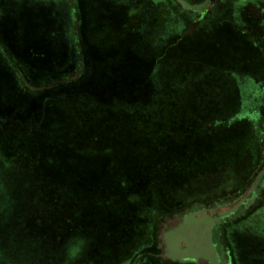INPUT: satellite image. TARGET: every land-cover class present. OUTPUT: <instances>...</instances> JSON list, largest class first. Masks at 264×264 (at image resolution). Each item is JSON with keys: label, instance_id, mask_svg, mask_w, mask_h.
Here are the masks:
<instances>
[{"label": "rangeland", "instance_id": "obj_1", "mask_svg": "<svg viewBox=\"0 0 264 264\" xmlns=\"http://www.w3.org/2000/svg\"><path fill=\"white\" fill-rule=\"evenodd\" d=\"M5 1L17 10L16 17L24 19L26 29L20 30L22 33L18 25L7 29V39L0 47L22 61H29L28 57L39 49L43 51L40 57L49 53L56 55V51L64 47L67 52L69 46L75 44L78 47L86 38L94 41L109 35L110 30L103 27L106 25L104 21L112 16L117 22L116 28L112 29L115 35L121 36L122 31L131 28L133 22L138 25L137 33H143L141 37L151 35L147 39L150 44L143 41L147 44L144 48L131 44L138 55L149 59L151 52L156 57V50L163 46L161 39H173L186 27L183 35L190 34L205 10L212 11L211 15L214 13L211 20L217 26L222 18H225L223 21L229 19L238 32L251 36L253 41L264 46V0ZM56 1L72 20L71 40L64 36L61 39V30L50 32L38 23L41 18L52 14L45 10L48 2ZM64 35H69L67 27L64 28ZM74 37L76 42H73ZM167 48L161 51H167L165 59L157 66L151 61L149 71L154 74V79L156 75L155 85L158 87L153 97L154 107L164 105L173 108L178 102L171 114L180 118L172 116L171 124L166 126L176 142L163 143L161 134L145 129L149 124L145 119L121 121L116 127L112 123L103 127H88L85 128L86 133L80 132L77 136L83 140L85 148H89L83 149L87 151V157H99V163L104 165L111 156L118 161L119 170H128L136 178L140 173L137 172L136 162L124 152L128 148L142 146V141L155 140L151 146L157 151L159 149L163 158H157V164L144 171L158 174L160 186L155 183L149 189L144 186L137 188L134 177L128 176L125 180V171H121V177L116 176V190L127 203L112 201L116 210L124 211L126 206L141 204L144 200L141 208L147 211L143 213L139 210L143 215L138 218V227H130L126 215L115 216L112 234L104 235V223L108 219L101 210L91 213L88 220L85 215L83 217L84 212L88 213L86 203L80 204L75 199L70 202L47 191L49 188L43 184L42 168L35 163L29 165L32 160L26 152L22 162L10 159L11 152L22 149L17 132L21 127L16 122H9L8 118L0 117V264H264V86L261 85L263 90L250 88L247 77H238L229 67L219 64L181 68L177 75L172 71L176 67L173 60L177 55L171 54ZM187 55L189 59L194 58L190 53ZM80 57L78 52L77 58ZM80 70L79 64L64 82L77 79ZM238 83L243 84L242 90L237 87ZM70 100L71 104L78 103L76 99ZM91 102L92 107L97 105L95 101ZM103 109L107 110L106 107ZM126 112L129 113V109ZM63 113L65 118L58 124V132L67 129L69 126L65 121L71 120L69 114ZM191 113L193 117H187ZM111 114L108 111V115ZM235 114L245 120V127L248 125L246 134L250 135L225 146L214 145L215 148L208 147V138L212 136H205L208 141L198 139L204 130L201 126L197 127L198 122H213L216 118L229 120ZM184 121L187 124H182ZM227 126L223 123L206 129L217 130L216 133L221 134L217 140L225 143V136L232 132L227 130ZM74 128L72 125V129L64 134L73 133ZM33 130L27 127L23 133L32 135ZM187 130L192 141L178 144L177 141L181 142ZM253 132H256L255 141ZM13 143H16V148L10 150ZM205 148L212 154V163L204 165L200 157ZM189 149L193 151L192 158L186 154ZM44 159L41 160L42 166L47 167ZM87 180L88 184L92 182L90 177ZM52 181L53 186L62 187L59 186L62 180L56 178ZM97 181L100 184L102 180ZM158 188L171 195L159 194L155 191ZM90 189L88 187L86 192L75 190L76 197L91 193L93 196L88 198V204L101 202L103 196L99 195V191ZM43 191L47 192L43 194ZM148 198H151L150 204L147 203ZM160 206L166 207L165 210L163 208L166 213H163L165 216L154 231L151 215ZM52 226L59 235L68 229L70 234L73 233L60 243L57 241L61 238L53 234ZM154 233V251L151 249V256L144 260L142 251L150 247Z\"/></svg>", "mask_w": 264, "mask_h": 264}, {"label": "trees", "instance_id": "obj_2", "mask_svg": "<svg viewBox=\"0 0 264 264\" xmlns=\"http://www.w3.org/2000/svg\"><path fill=\"white\" fill-rule=\"evenodd\" d=\"M57 2L59 1L48 2L45 10L48 9L52 14L41 18L38 23L41 24V28H47L50 32L61 30V39L64 36L67 40H71L73 38L70 29L73 26L72 20L64 14V7L57 4ZM16 11L5 0H0V44H3L7 39V29L11 30L16 25L19 26L20 33H22L20 30L24 31L26 29L24 19L19 18V16L16 17ZM211 14L212 11H203L197 27L190 34L183 35L187 30L186 27L185 30L177 33L173 39L170 38L166 41L161 39V42L164 43L163 46L156 50V57H154V52H151L152 55L149 56V59H144L142 55H138L135 52L136 48L132 47L131 44L140 49L144 48L147 44H150L147 39H150L151 35L148 34L145 38L141 37L143 33H137L138 25L134 24L135 22L130 25L131 28H125L120 34L121 36L115 35L112 33V29L116 28L117 22L113 16L104 21L106 25L103 27L110 30L108 32L110 36L104 35L94 41H88L86 38V40L84 39L79 43L78 47L75 44L69 46V48L67 46L68 52L64 47L62 50L56 51V55L49 53L48 56L43 54L40 57V53L43 51L39 49L38 52L33 53L32 57H28L29 61H22L20 58L13 57L8 50L0 47V117L8 118L9 122H16L21 127L19 128L21 130L17 132L20 137L18 139L21 144L20 148L22 149L21 151L19 149L17 152H11L10 159L15 158V161L22 162L24 161L23 154L26 152L27 157L32 160L29 165L35 163L40 169L42 168V173H44L42 174L43 184L49 188L46 189L47 191L53 195L63 196L70 202L75 199L74 201L87 204L88 213L84 212V218L89 220L91 213L101 210L108 219L104 223V235L112 234L111 229H113L115 216L122 217L126 215L129 226L138 227V218L143 215L139 210H143V213L147 211L145 208H141L144 200L141 204H134V202V205L126 206L124 211L116 210L112 204V201H118L119 204L124 203L127 205L122 194L116 190L118 187L116 176L121 177V171H125L123 173L127 181L128 176L134 177L131 175L132 173L125 169L119 170L118 161L111 156L106 161L107 163L104 162V165H102L103 162L99 163L101 161H99V157H87V151H83V149L88 150L89 148H85L83 140L77 136L80 132L83 134L85 128L88 127H103L108 123H112L116 127L121 121L125 122L132 119L141 121V119H145L149 121L145 129L158 132V135L161 134L160 139L163 143L168 145L176 142L174 136L169 133V130H166V126L171 124L172 116L180 118L176 114H171V110L177 106L178 102L173 108L164 105L157 108L154 107L153 103V97L158 87L155 85L156 75L154 79V74L149 71V67L151 61L157 66L165 59L168 53H166V50L161 53L164 47H168L167 50L170 49L171 54L177 55V58L173 60L176 67L172 69L173 73L177 75L180 73L181 68L193 69L201 64H219L223 67H229L238 77H247L250 88L263 90L261 85L264 86V46L260 45L261 42L253 41L251 36H245L238 32L233 23L228 21L229 19L223 21L225 18H222L223 20L217 26L211 20L214 13ZM11 16L15 18H10ZM65 27L68 28V37L64 35ZM181 35L183 36L181 37ZM144 40L147 44L143 42ZM74 41L76 42L75 37ZM35 42L37 43V41ZM78 52L80 58H77ZM184 52L192 54L194 58L189 59V56ZM44 57L45 59H42ZM192 63L198 64L194 66L191 65ZM79 64L81 70L77 79L64 82L74 73ZM237 87L242 90L244 86L238 83ZM33 88L38 89L31 91L30 89ZM69 97L70 99H76L78 103L74 104L72 101L73 104H71ZM91 101H95L97 105L92 107ZM103 107H106L107 110H104ZM126 109H129L130 112L127 113ZM63 111L66 112V115L69 114L72 123L68 119L65 122L69 127L58 132L56 130L57 126L65 118ZM108 111L113 114L108 115ZM188 116L193 117L192 113L187 114ZM223 123H227V130L233 132L225 136L227 139L225 143L217 140L218 136L221 135L216 133L217 130L210 131L206 129L209 126L217 127ZM244 123H246L245 120L239 114H235L229 120L216 118L213 122H198L197 127L204 128L201 136L198 135V139L209 140L208 147H214V145L215 147L225 146L226 143L239 142L244 138V135H250L246 134L248 125L245 127ZM182 124H187V121ZM11 125L14 126L12 123ZM72 125L75 127L74 132L65 135L66 131L72 129ZM27 127L29 130L34 128L31 132L32 135L23 133ZM187 131L182 136L181 142L177 141L178 144H187V142L192 141V137L188 134L190 131ZM253 134V140L255 141L256 132H253ZM59 135H63V137L61 138ZM205 136L212 137L206 140ZM154 142L155 140L142 141V146L128 148L124 152L133 157L138 168L137 172H140L138 173L139 177H134V186L137 188L144 186L149 189L155 183H159L160 186L161 178L158 174H148L144 171V169L146 170V168L157 164V158L159 160L163 158L161 151L159 149L157 151L154 146H151L154 145ZM13 148H16V143L12 144L10 150ZM69 154L70 157H68ZM186 154L189 158H192V149L186 151ZM210 154L205 148L201 157L199 156L204 165L206 162L208 164L212 163V154ZM43 158H45L44 163L48 164L47 167H44V164L42 166L41 160ZM211 166L210 170L213 168V164ZM88 176L90 181L92 180L89 184ZM105 176L108 178L106 179ZM56 178L62 180L63 183L59 185L62 186L61 188L51 184L50 181ZM113 178L116 180L114 181ZM99 179L102 180V185L98 183L97 180ZM88 187H91L90 190L99 191V195L103 196V198H100L101 202L88 204V198L93 196L91 193L76 197L75 190L86 192ZM47 191H43V194ZM72 191L73 193H71ZM122 191L125 192L124 188H122ZM155 191H158L159 194L162 192L165 196L168 194L167 191H162L159 188ZM115 194L119 195V198ZM94 201L96 202V200ZM150 202L151 198H148L147 203L150 204ZM146 206L148 205L146 204ZM163 208L166 209V207ZM163 208L161 206L156 207L151 215L152 221H154L152 226L154 231L157 223H160L165 216L163 213H166V211ZM113 216L114 218H112ZM57 219L59 218L57 217ZM52 231L54 235L61 238L57 241L60 243L70 238L73 233L70 234L68 229L63 235H59L57 229L53 226ZM154 236L155 233L150 247L148 246L147 249L142 251L146 260L152 254Z\"/></svg>", "mask_w": 264, "mask_h": 264}, {"label": "water", "instance_id": "obj_3", "mask_svg": "<svg viewBox=\"0 0 264 264\" xmlns=\"http://www.w3.org/2000/svg\"><path fill=\"white\" fill-rule=\"evenodd\" d=\"M210 2H213V0H210Z\"/></svg>", "mask_w": 264, "mask_h": 264}, {"label": "flooded vegetation", "instance_id": "obj_4", "mask_svg": "<svg viewBox=\"0 0 264 264\" xmlns=\"http://www.w3.org/2000/svg\"><path fill=\"white\" fill-rule=\"evenodd\" d=\"M144 260H146V258H144Z\"/></svg>", "mask_w": 264, "mask_h": 264}]
</instances>
